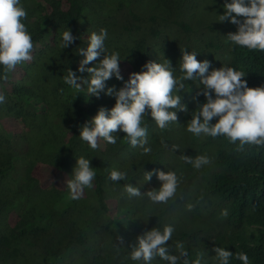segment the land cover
<instances>
[{
	"label": "trees",
	"instance_id": "1",
	"mask_svg": "<svg viewBox=\"0 0 264 264\" xmlns=\"http://www.w3.org/2000/svg\"><path fill=\"white\" fill-rule=\"evenodd\" d=\"M22 3L34 49L33 59L18 65L0 84L7 97L0 106V264H133L129 249L123 247L135 243L142 231L165 223L176 229L167 243H183L192 258L197 251L204 253L205 264H215L209 254L216 245L233 254L247 253L250 264H264V147L240 149L238 142L224 137L188 133L196 82L186 81V92L178 93L188 110L178 113L177 122L162 130L145 118L152 147L145 156L124 137L115 145L100 142L96 150L81 141L79 126L100 106H114L115 100L103 94L99 99L88 96L86 89L76 93L62 78L78 66L75 47L86 43L83 34L106 28L108 52L118 51L125 59V80L146 61L163 55L180 75V50L188 49L215 67L230 63L241 68L250 87L264 84V52L233 48L226 35L235 26L218 22L223 0ZM68 28L81 42L64 50L61 34ZM108 85L120 87L122 82L113 78ZM10 122L20 124V132H11ZM173 145L179 150L172 151ZM81 155L91 159L97 176L92 189L72 200L64 181L71 178ZM183 155H207L211 162L197 170L184 163ZM113 168L127 171L128 179L109 181ZM154 168L177 171L181 184L176 198L159 205L129 200L124 183L142 192L160 187L155 176L143 182L144 169ZM225 208L226 217L221 215ZM230 264L241 262L232 258Z\"/></svg>",
	"mask_w": 264,
	"mask_h": 264
},
{
	"label": "clouds",
	"instance_id": "2",
	"mask_svg": "<svg viewBox=\"0 0 264 264\" xmlns=\"http://www.w3.org/2000/svg\"><path fill=\"white\" fill-rule=\"evenodd\" d=\"M221 5L223 11L218 10V22L236 28L233 32L228 29L226 35L232 47L264 52V0H223ZM27 17L22 0H0V84L9 80L18 65L33 59L34 41L26 24ZM82 38L86 42L84 46L75 47L76 56L80 57L78 66L67 70L62 77L64 83L76 93L86 89L88 96L99 99L103 94L115 100L114 106H100L91 119L79 126V138L90 149H98L100 142L115 145L119 137H124L132 148L141 149L143 155L151 154L145 118L162 130L177 122L178 113L188 110L182 95L178 94L186 92V81L196 82L197 89L192 97L196 107L187 122L188 133L197 138L224 137L232 144L238 142L240 149L245 145L264 147V84L250 87L245 78L247 74L241 68L230 63L215 67L211 60H198L199 52L183 49L180 50V75H177V66L163 55L146 61L125 80L121 72V62L125 59L118 51L108 52L106 28L83 34ZM77 40L81 42L80 36L68 28L61 34L60 46L68 49ZM113 78L121 81L122 86H109L108 81ZM6 99L0 91V106ZM15 125L17 128H10L11 132H20L16 130L21 125ZM178 150V146H172V151ZM181 159L197 170L211 162L207 155L194 158L183 155ZM96 176L91 159L83 155L76 158L71 178L64 181L70 198L81 199L86 189L94 187ZM153 176L161 182L160 187L145 192L130 182L124 183L127 198L146 199L151 205L167 204L176 198L181 184L176 170L144 169L143 182H151ZM127 179V171L119 168H113L108 174V180L113 183ZM221 215L228 216V209H223ZM175 230V225L165 223L142 231L135 243L123 247L129 249L128 259L133 264H153L157 259L161 264H205L204 253L194 251L197 255L192 258L183 243H167L173 241ZM120 244H124L122 237ZM211 250L209 256L215 259V264H230L232 258L241 264H250L248 254L243 251L233 254L217 245Z\"/></svg>",
	"mask_w": 264,
	"mask_h": 264
},
{
	"label": "rangeland",
	"instance_id": "3",
	"mask_svg": "<svg viewBox=\"0 0 264 264\" xmlns=\"http://www.w3.org/2000/svg\"><path fill=\"white\" fill-rule=\"evenodd\" d=\"M10 125H11V128H17V126L11 122H10ZM20 129H21V127L18 126V130H16V131H20ZM12 131H14V130H12Z\"/></svg>",
	"mask_w": 264,
	"mask_h": 264
}]
</instances>
